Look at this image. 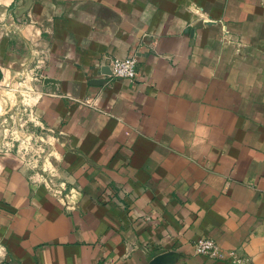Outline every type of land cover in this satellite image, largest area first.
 I'll return each instance as SVG.
<instances>
[{
	"label": "crops",
	"instance_id": "1",
	"mask_svg": "<svg viewBox=\"0 0 264 264\" xmlns=\"http://www.w3.org/2000/svg\"><path fill=\"white\" fill-rule=\"evenodd\" d=\"M136 55L135 79L101 60ZM40 75L35 113L68 209L0 141L12 264H264V0H0V77Z\"/></svg>",
	"mask_w": 264,
	"mask_h": 264
},
{
	"label": "rangeland",
	"instance_id": "2",
	"mask_svg": "<svg viewBox=\"0 0 264 264\" xmlns=\"http://www.w3.org/2000/svg\"><path fill=\"white\" fill-rule=\"evenodd\" d=\"M40 78L33 75L30 81L25 75L0 77V141L4 150L16 157L32 184L43 187L69 209L77 204L81 190L64 182L52 168L51 133L35 113Z\"/></svg>",
	"mask_w": 264,
	"mask_h": 264
},
{
	"label": "built area",
	"instance_id": "3",
	"mask_svg": "<svg viewBox=\"0 0 264 264\" xmlns=\"http://www.w3.org/2000/svg\"><path fill=\"white\" fill-rule=\"evenodd\" d=\"M139 61L136 55L123 58H109L101 60L97 68L105 77L135 79L138 75ZM196 254L203 255L212 260L231 259L233 264H246L247 259L238 257L234 251H224L217 242L210 237H201L193 244ZM13 260L7 256L2 242L0 241V264H12Z\"/></svg>",
	"mask_w": 264,
	"mask_h": 264
}]
</instances>
